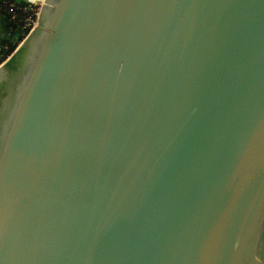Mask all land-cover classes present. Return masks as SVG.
Listing matches in <instances>:
<instances>
[{"label":"water","instance_id":"water-1","mask_svg":"<svg viewBox=\"0 0 264 264\" xmlns=\"http://www.w3.org/2000/svg\"><path fill=\"white\" fill-rule=\"evenodd\" d=\"M0 264H264V0H44L0 62Z\"/></svg>","mask_w":264,"mask_h":264},{"label":"built area","instance_id":"built-area-1","mask_svg":"<svg viewBox=\"0 0 264 264\" xmlns=\"http://www.w3.org/2000/svg\"><path fill=\"white\" fill-rule=\"evenodd\" d=\"M43 1L23 0L15 3L11 0H0V13L16 22L21 30V40L36 26Z\"/></svg>","mask_w":264,"mask_h":264},{"label":"crops","instance_id":"crops-1","mask_svg":"<svg viewBox=\"0 0 264 264\" xmlns=\"http://www.w3.org/2000/svg\"><path fill=\"white\" fill-rule=\"evenodd\" d=\"M23 1V0H17ZM21 40V30L17 24H13L4 14L0 13V48L8 43L18 44Z\"/></svg>","mask_w":264,"mask_h":264},{"label":"trees","instance_id":"trees-1","mask_svg":"<svg viewBox=\"0 0 264 264\" xmlns=\"http://www.w3.org/2000/svg\"><path fill=\"white\" fill-rule=\"evenodd\" d=\"M15 3H18L19 1L17 0H11ZM21 2V1H20ZM8 18V17H7ZM13 24H16L15 21H12ZM17 44L16 43H8L6 46H3L0 48V62L2 60H4L8 55H10V53L13 51V49L15 48Z\"/></svg>","mask_w":264,"mask_h":264}]
</instances>
